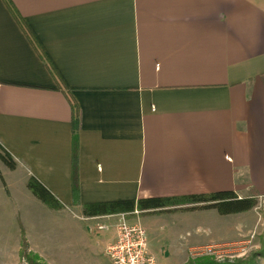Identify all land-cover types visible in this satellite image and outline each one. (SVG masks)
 I'll use <instances>...</instances> for the list:
<instances>
[{
	"label": "crops",
	"instance_id": "1",
	"mask_svg": "<svg viewBox=\"0 0 264 264\" xmlns=\"http://www.w3.org/2000/svg\"><path fill=\"white\" fill-rule=\"evenodd\" d=\"M10 1L35 44L0 0V146L83 225L86 252L115 239L122 214L87 217L86 203L264 197V0ZM185 207L127 213L155 264L244 230L227 222L242 213ZM69 229L43 230L53 247L34 248L47 264H69Z\"/></svg>",
	"mask_w": 264,
	"mask_h": 264
},
{
	"label": "rangeland",
	"instance_id": "2",
	"mask_svg": "<svg viewBox=\"0 0 264 264\" xmlns=\"http://www.w3.org/2000/svg\"><path fill=\"white\" fill-rule=\"evenodd\" d=\"M0 176V264H24L19 256L23 236L28 242L31 252L37 255L34 248L36 243L43 242L48 247H53L50 239L43 240L42 235L43 230L49 233L50 227L53 228L55 225L70 228L67 232L62 233L65 238L62 240L63 247L70 253L67 258L69 264H111L102 245L95 243L98 253L95 257L83 249L82 239L86 234L82 229L83 225L79 226L81 223L78 220L72 219L68 214L67 217L58 215L56 211L48 208L31 194L26 186L29 177L24 183L19 172L7 169L1 161ZM254 200L255 205L250 210L227 217L228 226L232 219L235 230L239 223L244 228L233 242L218 243L202 249L176 250L169 248L167 251H174L175 254L168 257V262L176 264L181 259L183 261L186 259V262L188 259L200 255H209L219 261L244 258L251 259L253 264H264V197H254ZM224 221L226 220L223 219ZM84 230L86 231V229ZM89 232L86 231L87 234L95 237L99 231L89 230ZM90 240L94 244L93 240ZM156 251L159 250H154V252ZM150 252L152 254L151 250ZM39 258L44 260L43 257L39 256Z\"/></svg>",
	"mask_w": 264,
	"mask_h": 264
},
{
	"label": "trees",
	"instance_id": "3",
	"mask_svg": "<svg viewBox=\"0 0 264 264\" xmlns=\"http://www.w3.org/2000/svg\"><path fill=\"white\" fill-rule=\"evenodd\" d=\"M7 8L13 14L19 26L23 29L29 41L35 44L33 38L24 26L23 20L18 12L15 10L10 0H3ZM35 49L37 50L36 46ZM52 71V70H51ZM71 126L73 130V178H72V196L73 201L77 202L78 188L76 184L75 169H76V154L74 153V143L76 140L75 133L78 126V114L76 106L72 105ZM0 161L9 170L15 169L16 163L11 155L0 146ZM1 178V176H0ZM26 186L33 196H35L41 203L48 208L57 210L62 208V204L57 198L47 190L36 178L30 176L26 181ZM177 205H186L187 207L181 209H196V208H212L221 215L240 213L250 210L255 205V200L252 197L239 198L231 191H217L211 193L188 194L183 196H169V197H150L141 198L138 200L121 199L111 201H101L86 203L82 205V214L84 216H98L115 213H132L138 210L140 213L150 214L169 210V207ZM19 256L24 264H46L37 254L32 253L29 249L28 242L25 237L21 238ZM184 264H253L251 259L237 258L234 260L225 259L219 261L209 255H200L195 258L188 259Z\"/></svg>",
	"mask_w": 264,
	"mask_h": 264
},
{
	"label": "built area",
	"instance_id": "4",
	"mask_svg": "<svg viewBox=\"0 0 264 264\" xmlns=\"http://www.w3.org/2000/svg\"><path fill=\"white\" fill-rule=\"evenodd\" d=\"M122 213L116 224L115 239L105 246L111 264H155L149 252L146 233L139 222H131Z\"/></svg>",
	"mask_w": 264,
	"mask_h": 264
}]
</instances>
